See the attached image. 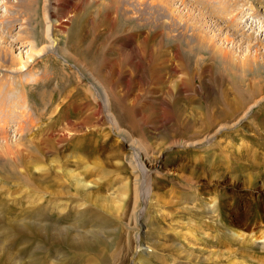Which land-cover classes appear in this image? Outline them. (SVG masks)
<instances>
[{
	"label": "rangeland",
	"instance_id": "rangeland-1",
	"mask_svg": "<svg viewBox=\"0 0 264 264\" xmlns=\"http://www.w3.org/2000/svg\"><path fill=\"white\" fill-rule=\"evenodd\" d=\"M0 127L10 264H264V0H0Z\"/></svg>",
	"mask_w": 264,
	"mask_h": 264
},
{
	"label": "bare ground",
	"instance_id": "bare-ground-1",
	"mask_svg": "<svg viewBox=\"0 0 264 264\" xmlns=\"http://www.w3.org/2000/svg\"><path fill=\"white\" fill-rule=\"evenodd\" d=\"M116 1V0H115ZM114 4H115V2H114ZM116 6V5H115ZM133 13V12H132ZM256 15V14H255ZM257 16V15H256ZM253 23V22H252ZM56 25H58V24H56V23H52V28H53V30L54 31H56ZM244 26V25H243ZM55 33V32H54ZM49 35V34H48ZM54 35V34H53ZM235 39V38H234ZM54 40H56L55 38L53 39V41ZM234 41V40H233ZM232 42V41H231ZM235 43V42H234ZM51 44H53V43H51L50 42V45ZM210 44V46H212L211 48H208L209 49V53L212 55V57H210V59H215V58H218V59H220L222 56H223V58H225L226 60H227V62L225 63V65H224V67L225 68H227L229 71H236V70H239L240 71V74H243L244 75V73L245 72H247V71H250V70H252V67H251V65H253L254 64V62H255V59H254V57H251V58H248V57H246V56H241L240 57V55H238V56H233L232 55V53L230 52V53H228V51H225V50H222L220 47H218V46H214V44L212 43V42H210L209 43ZM190 48H192V47H190ZM248 48H249V46H248ZM251 49V48H250ZM42 50V49H41ZM232 50H233V48H232ZM232 50H230V51H232ZM236 50V49H235ZM239 50V49H238ZM240 50H241V48H240ZM248 51V50H247ZM255 51V50H254ZM193 52V51H192ZM249 52V51H248ZM255 52H257V51H255ZM251 53H252V51H251ZM38 55V54H37ZM256 55V54H255ZM252 56V55H251ZM259 56V55H258ZM24 68V66L22 65L21 67H20V71L22 70ZM234 75H236V74H234ZM224 99H225V104H226V102H227V98H225L224 97ZM256 103V102H255ZM253 105H254V103H253ZM250 108H252V106L251 107H248L246 110H245V112L246 111H248ZM5 110V109H4ZM7 112V111H6ZM244 112V113H245ZM7 113H9V112H7ZM6 114V113H5ZM6 115H8V114H6ZM243 115V114H242ZM242 115H240L239 116V118H240V120L242 119ZM5 116V115H4ZM10 116H11V114L8 116L9 117V119H10ZM5 118V117H4ZM238 118V119H239ZM238 119L236 120V122L238 121ZM7 120V119H6ZM7 121H9V120H7ZM13 121V120H12ZM3 123L2 124H4L5 123V120H3L2 121ZM235 122V123H236ZM17 123V122H16ZM235 123H233V124H235ZM7 124V123H6ZM5 124V125H6ZM19 124H20V122H19ZM33 124V123H32ZM233 124H231L230 126H232ZM229 125H227L226 127H228ZM4 127V126H3ZM1 128V127H0ZM6 128V127H5ZM4 129V128H3ZM18 129H19V132H21V130H23L22 129V124L21 125H19L18 126ZM2 131V130H1ZM1 137V136H0ZM5 137V136H4ZM20 142V141H19ZM16 144V143H15ZM186 145H188V144H186ZM9 146V145H8ZM15 146V145H14ZM17 146V145H16ZM16 146H15V149H16ZM37 146V145H36ZM36 146H34L33 145V147L35 148V149H37V148H39L38 146H37V148H36ZM11 148V147H10ZM20 149V148H19ZM5 150V149H4ZM38 150V149H37ZM4 152V151H3ZM13 153V152H12ZM12 153H10V154H12ZM25 166V165H24ZM34 167V170L36 169V170H45L46 168H45V165H43V164H41L39 161L38 162H36V163H34V165H33ZM32 168V167H31ZM64 172L65 173H63V174H66V176L64 177V175H61L60 176V178H61V180L57 177H54L56 180H54V181H56L57 182V184L59 183V184H61L62 186H61V188H59V189H57L56 191H55V193L56 194H54V195H56V196H59V195H61V194H66V195H69V194H72L73 192H70V188L72 189H74L75 190V192L77 193V192H79L80 190H84L86 187H87V182L86 181H84V179H83V177L78 173V172H75L74 170H66V169H64ZM50 175H48L47 177H49ZM53 178V179H54ZM66 180V182H64L63 180ZM54 183V182H53ZM54 185H56V184H54ZM65 185V187H63ZM67 185V186H66ZM145 187V186H144ZM143 191H144V189H143ZM141 193V192H140ZM143 193V192H142ZM144 193H146V191L144 192ZM146 196V195H145ZM41 198V197H40ZM39 209V208H38ZM41 211H42V209H41ZM21 214V213H20ZM39 217L41 218V219H43L44 218V215H42V213L40 214V212H38L37 211V213L35 214V213H33V215H32V218H33V221L32 220H28L27 218H25V216L23 215V217H21L18 221H14V220H11V221H7L6 223H5V225H4V227H3V229H2V233L5 235V237H10L12 234H14L15 232L16 233H22V234H28L29 235V233H30V231H29V225H33L35 228H34V233L35 234H40L39 233V231L41 232L42 230H44L45 229V225L43 226V224L44 223H42V221H37V219H39ZM31 218V217H30ZM33 222H35V223H33ZM53 231V230H52ZM57 231V230H56ZM63 233V232H62ZM1 234V233H0ZM234 234V233H233ZM230 236L232 235V233H230L229 234ZM234 237H242L241 235H238V234H234L233 235ZM58 238H61V237H58ZM63 240H64V238H63ZM62 240V241H63ZM255 239H252V241H254ZM3 242H4V240H3ZM7 242V241H6ZM255 242V241H254ZM263 243H264V240H263ZM264 245V244H263ZM4 247V246H3ZM3 247L1 246V242H0V264H10V261L11 260H17V261H21V259H19V258H17V256H16V254L15 253H13V252H11L10 250H8L7 249V251H3V253H1V250L3 249ZM263 248V247H262ZM12 258H14V259H12ZM139 261V260H138ZM138 261H135V264H138L139 262ZM230 264V263H229Z\"/></svg>",
	"mask_w": 264,
	"mask_h": 264
},
{
	"label": "water",
	"instance_id": "water-1",
	"mask_svg": "<svg viewBox=\"0 0 264 264\" xmlns=\"http://www.w3.org/2000/svg\"><path fill=\"white\" fill-rule=\"evenodd\" d=\"M134 256H135V255H134ZM130 264H132V262H131Z\"/></svg>",
	"mask_w": 264,
	"mask_h": 264
}]
</instances>
